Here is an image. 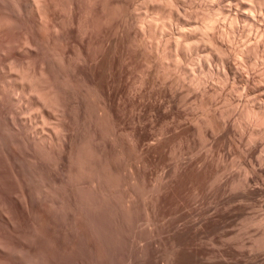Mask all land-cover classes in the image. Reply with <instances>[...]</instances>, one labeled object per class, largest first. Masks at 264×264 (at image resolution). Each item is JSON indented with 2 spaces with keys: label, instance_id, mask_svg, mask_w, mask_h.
<instances>
[{
  "label": "bare ground",
  "instance_id": "bare-ground-1",
  "mask_svg": "<svg viewBox=\"0 0 264 264\" xmlns=\"http://www.w3.org/2000/svg\"><path fill=\"white\" fill-rule=\"evenodd\" d=\"M83 68L90 72L94 81L93 87L90 85L91 88L83 80ZM124 70H126V87L117 102L120 116H113L105 101L96 93L95 85L103 79L113 77L116 71L120 75ZM69 94L72 95H70L71 99ZM72 98L75 103L71 102ZM72 103L76 106L82 105L95 128L105 131V134L108 133L107 135L110 136H108L110 151L103 173L100 172L99 165L97 168L95 163L94 166L90 164V154L91 157L95 158V156L90 150V142L87 143L84 139L88 136L84 135V132L82 133L84 138H81L82 136L79 137L80 139L77 138L79 132L78 136L75 135L78 139L77 144L69 149L70 161H68L73 167L71 171L69 164L71 171L69 172L77 176L74 180L76 178L77 181L81 180L79 185L83 181L81 178L86 177V181L80 186L83 188L85 185L84 189L86 186L89 187L85 189L87 192L93 191V194L89 191L92 195L87 192L88 195H84L85 191L81 195L77 194L79 202L74 199L75 203L77 202L76 209L66 208L68 215L74 218L73 224L72 219L70 221L73 232H67L63 237L68 251L70 250L73 256L80 254L81 248L85 247L83 244L89 250L87 253L91 252L93 257L95 256L94 259L106 253H102L103 240L97 238L98 236L94 235L91 229V232L88 230L91 222L86 223L87 227L85 226V220L82 219L85 213L98 212L102 209L100 208L102 204L105 206L102 205L105 211L107 207L109 212L115 213V209L121 204L122 208L119 209L123 211L117 210L122 212L118 214L121 221L131 214L130 206L136 199H134L135 194L130 181L122 178L119 170L120 163L123 164L124 157L130 153L128 132L132 127L140 125L144 116L150 121L158 118L162 124L151 141H146L144 145L136 143V149L140 154L152 149L159 150L167 141L180 138L187 131L196 134L201 145L206 143L205 154L199 152L197 156L193 154V157L192 153L191 157L179 156L167 168V173L157 178L162 182V186L166 185L163 186L165 189L175 177L190 175L192 179L194 177L197 180L196 193L201 191L202 194L206 188L205 194L212 197L213 203H208L201 207L199 212L197 211L198 217L196 216L195 222L203 229L211 228L215 219H225L230 215L227 207L233 206L234 204L231 203L234 200L248 202L253 201L255 196L264 195V0H0V107L6 106V116H2L7 118L6 122L9 125V129L5 127V132L0 130V216L10 223H15L11 221L21 211L44 216L48 211L45 205L49 204L44 202L45 208L40 202V205L28 206L24 188L21 190L23 193L16 192V195L7 192L8 188H12L13 179L6 172L9 173V169L13 170L15 166L10 168L9 165V169L6 170L2 158L22 156L20 145L24 141H27V145L28 142L32 143L34 149L42 147L43 151L44 148L53 149L52 145L58 138L61 142L67 141V134L69 133V137L72 135L69 126L75 124V121H72L71 125L68 123V111L71 112L69 109ZM76 110L73 111V116L74 112L78 114L79 109ZM130 115L134 117L131 121H129ZM75 119L80 123L77 117ZM105 119L110 123L107 124ZM105 127L108 132L104 130ZM73 133L77 132L73 131ZM58 143V147L61 144L64 148V144L60 141ZM26 144L25 148H27ZM188 146L190 147L189 143ZM55 147L57 148L56 144ZM39 148L37 150H40L39 155L46 157L47 153L51 152L46 150L43 154L42 149ZM222 148H228L229 151L224 149L221 151ZM219 150L221 152H218ZM231 152L242 156L240 158H243L242 162H244L243 173L246 171L250 175L247 173L242 178L230 174L229 168L232 165L227 157ZM24 156L27 158L25 154ZM34 157H32L34 162L32 166H35V171L37 172L38 169V172L42 170L47 172L43 167L45 162L37 160V157L34 161ZM29 158L24 159L25 162H20H24L23 165L28 169L31 168V172L33 168L30 165L33 163ZM139 160L142 161L141 158ZM10 173L14 176L16 174L13 171ZM41 173L46 174L43 171ZM42 174L39 175L40 179ZM132 174L134 175L127 178L137 184L136 181L140 178L135 176V173ZM6 176L10 179L5 178ZM77 181L75 184L78 183ZM159 186V189L163 190L161 184ZM159 186L154 187L156 189ZM237 186L239 188L235 189ZM168 190L170 192V189ZM153 193L147 194L146 199L149 198L148 196L152 198ZM79 196H82L83 201H80ZM120 198L123 203H118L119 206L114 207L117 205L114 204L115 199L120 200ZM151 198H149L151 206L146 207V220L150 226H147L149 236H153L157 228V226L155 228L154 210L156 207L152 204L158 198V194H154L153 201ZM211 200L208 198V201ZM51 205L50 208L55 206V204L52 207ZM59 205L65 207L67 204ZM84 207H87V210ZM64 209L61 207V210ZM237 209V214L241 218L244 217L242 219L245 221H241L245 226L254 225L252 228L255 229L257 226L259 230H256L258 234L254 231L256 235L251 237L247 246L250 247L249 249L252 248L251 250L261 246L263 248L264 213L253 215L243 212L240 206ZM49 210L51 213V209ZM50 213L48 211L47 215ZM187 222L184 221L180 226L178 224V227L172 228V233L169 234L171 245L187 244L195 235L197 231ZM199 226L198 229L201 228ZM247 230L249 229L246 228ZM136 232L135 230L133 233L135 235L131 242V258L127 264H133L132 258H135L133 262L136 260L137 264H156L157 256L153 258V245L151 246L147 241L146 244L141 245L138 240L140 243L138 246ZM229 238H226V241ZM245 243L239 242L238 245L243 246L246 245ZM175 245L171 247L174 248ZM180 246L179 250H176L177 248L176 251L172 250L173 259L170 260L173 264L181 263V257L192 256L196 252L195 249L191 250L188 247L189 250H185ZM85 253L84 251L83 254ZM83 254L75 260L76 264H83L82 261H85L82 260ZM103 257V260H100L102 262ZM97 259L95 264H98L96 261L100 258Z\"/></svg>",
  "mask_w": 264,
  "mask_h": 264
},
{
  "label": "rangeland",
  "instance_id": "rangeland-1",
  "mask_svg": "<svg viewBox=\"0 0 264 264\" xmlns=\"http://www.w3.org/2000/svg\"><path fill=\"white\" fill-rule=\"evenodd\" d=\"M83 69H82V74L84 77L83 80L85 81V83L87 85H89V87H90V85H91V87H93L92 85H94V81L92 80L90 72L86 68H83ZM118 75L119 74L116 71L113 77L103 79L102 81L97 82V85H95V88L98 91V92L96 91V93L98 94V96L102 100L105 101V104L107 105V107H109L110 112H112L111 114H113V116H115V115L120 116V109L117 106V102H118L119 98L123 95L125 87H126V70L122 71V73L119 76ZM84 81H83V83H84ZM120 81H121V84H120ZM85 83H84V85H85ZM99 83H100V85H99ZM123 83H124V85H123ZM84 85H83V87H84ZM114 86H115V88H114ZM239 86H240V88H239V90H240L241 85L239 84ZM99 88H100V90H99ZM70 92H71V90H70ZM70 95L71 94H69V96ZM71 96H70V99H71ZM69 101H71V100H69ZM71 102H74L73 98H72ZM4 104H5V102H4ZM71 106L70 107L72 108V110H71V108L69 109L71 112L68 111V113H69L68 114L69 115L68 120L70 121V122L68 121V123H70L69 125H71V124H73L72 121H75L74 122L75 124L72 126H69L70 130L72 131V135L69 137L68 136L69 133L67 134V138H68V139L66 138L67 141L63 140L65 143L63 141H62L63 142L62 143L61 139L58 138V140L55 143L57 148L55 147V144L52 145V146H54V148L51 146L53 148L51 150L49 148L48 149L44 148L45 151L46 150L51 151L48 153L46 152L47 153L46 157L42 154H40L41 155V157H40V155L38 154L40 152V150L37 151L39 147L37 148V146H36L37 149H34L35 146L30 142H28V143L31 146L27 145L26 144L27 141H24V140H23L24 143L20 145V148H21L20 150L23 152L22 154L23 155L25 154L27 158L30 157L31 162H32V157H34V155L36 154V156L33 158L34 161H35V158L37 157L36 158L37 160L41 161L42 163L43 162L46 163V164L43 163V167L47 170V172L42 170L46 174H42L41 173L42 171H39L40 172L39 173L38 169H37V172L39 173L38 174L34 169L35 166L34 167L32 166V165H34V162H32L33 164L30 165V167L32 166V168H33V171L30 172L31 168L28 166L30 168V169H28L27 166L23 165L27 158H25V156L23 157L22 154H21L22 156L18 155L19 157L15 156V158H8L9 160L2 158V161H4L3 163L6 164L5 165L6 170L9 169L8 168L9 165H10V168L12 166H15V167H13V170H12V168H11V170L9 169V173H8V171L6 172V174H9L10 177L12 176L11 179H13L12 180L13 181L12 182V184H13L12 188L13 189L8 188V190H6V191L11 193V194L16 195L17 193H23L21 190L24 188L23 191H24V194L27 195V197L26 196L25 197L28 201L27 202L28 206L40 205V203H41V206L43 205L44 208H45V206H47V208H45V209L48 210L49 213H50L49 209H51V213L47 215V213H48V211H47L46 215H44V216H42V215L36 216L35 214L33 215V214L28 213V212L21 211L16 216V218H14V219L12 218L13 221H11V222H15V223H10V221H7L6 219H3L0 216V264H51V263L52 264H57V263H59V264H76L77 262H75V260H77L79 258L78 256H81L80 254H83L84 251L86 253L89 251L87 249L86 245L83 244V246H85V247H82L81 250L82 251H83V249H85V250L83 252L81 251L82 253L80 252V254H78V256H77V254L75 255V252H74L75 256H73L72 252L70 253L69 252L70 250L68 251L67 246L65 244L66 241H64L65 240L64 237L67 235V232L68 233L73 232L72 231L73 228L71 229L70 226L72 227L71 222L73 224V219H74L70 215H68V211L66 208H68V210H69V207H71L70 208L71 210L74 208L76 209L77 208V205H76L77 202L75 203V201L77 200L79 202L78 195L79 194L81 195V193L83 191H85V189H89V187H87V186L84 189L85 185L83 188L81 187L83 185L82 182L86 181V179H85L86 177L81 178L83 181L80 182L81 183L80 184L81 186H80L79 181H81V180L77 181L76 180L77 178L74 180V178L77 176H73L74 174L70 173L72 171L71 169L73 167L69 162L70 161L69 160V149L71 146H74V144H77L76 141H78V139H80L79 137L82 136L81 138H84L83 136L85 134L88 135L87 138L88 139L91 138V139L90 140H88L87 138H84V139L87 143L90 142V144H89L90 146L87 143L86 144H87V146H89L91 148L90 150H92V152H94V154H95V155L93 154V156H95V158L91 157V154H90V158H91V162H92V163L90 162V164H92L94 166L93 163H95V165H97V168L99 166L101 167V168H99L100 172H102V170L104 172V170L106 169V167H104V166H106L105 161L107 160V157L109 154L108 151H110L108 148L110 136L107 135L108 129H106V127L104 130H107V132H106L107 134H105V131L104 132L102 130L99 131V129L97 127L95 128L94 124L92 123V119H90L91 117L86 113V111L84 112L85 109L82 107V105L76 106L75 104L72 103ZM73 106H76V108L79 109L78 114L75 113L77 110ZM80 106H81V108H79ZM1 108H2V106L0 107V112L2 111L1 112L2 114L0 115V126H1L0 130L5 132L6 131L5 127L7 126V129H9V125L7 124L8 122H6L7 118L2 116V115L6 116L5 113H7V110H6L7 108H6V106L5 107L3 106L2 109ZM73 111H75L74 116L76 114V117H77V119L80 120L79 121L80 123H78V121H76V119H75L76 117L73 116V114H72ZM3 112H4V114H3ZM83 113H85L87 115H84ZM85 116H86V118H85ZM70 118H72V120ZM73 118H74V120H73ZM82 118H83V120H82ZM133 118H134L133 115L132 116L130 115L129 121H131ZM4 119H6V120H4ZM107 120H108V118H107ZM83 121H85V122H83ZM105 121H106V119H105ZM76 122H77V124H76ZM86 123H87V125H86ZM106 123L108 124L110 122L106 121ZM78 124H80L81 126H79ZM141 124H142V126H141ZM161 124L162 123H161L160 119H158V118H157V120L155 119L153 121H150L148 118H146L144 116V118L141 119L140 125H137L138 127L137 126L136 127L134 126V128L132 127V129H134V130H132L130 128L131 130L128 132V135H129V137H128V142H129L128 152L130 151V153L126 154V156L124 157L125 158L124 162L122 160L123 164L120 163L121 169L119 170V175L122 174V176H121L122 178H124V179L126 178L127 180L130 181V186H131V188L135 194L134 199L135 198L136 199H135V201H133L132 205L130 206V208H131L130 210L132 211V212L130 211L131 214L127 215V217L125 219L123 218L124 222L121 221L122 219L119 217L118 214H122V212H120V211H123V210L119 209V207H121V204L119 206L118 203H123V202H121L122 199L120 198V200L115 199L117 201V203H116V201H114V204L115 205L117 204L114 207L119 206V207H117L118 209H115L117 213L116 212L115 213L109 212L110 210H108L107 207H106L107 211H105V208L103 209V207H105V206L102 204L103 207H102V205L100 206V208H102L101 210H99L96 213H94V212L88 213L87 212L88 214L85 213V215L83 216L85 219L82 218L83 221L85 220L84 224L86 227H87V224H89L91 222L89 224L90 228H88V230L90 231V229H91L92 233L94 235L98 236L97 238H100L101 240H103L101 242V240L99 239L101 244H102V247H104L103 248L104 251L102 253H104V252H106V253H104L103 255L102 254L99 255V256H101V257H99L100 259L98 258L99 260L96 257V259L98 260V261H96V263H98V264L100 262H101L100 264H102V263L104 264L105 262L107 264H122L123 262H124L123 264L129 263L127 261H129L131 258V251H130L131 242H132L133 236L135 235L133 233H135V230H136L137 231L136 234L138 235L136 243L138 244V246L140 243H141V245L146 244L145 241L149 242L150 245L151 244L153 245V248H154L153 258H156V256H157V259H156L157 261L155 260L157 262L156 264H171L172 263L171 260L173 259L172 253H174V251H172V250H175L176 248H177L176 250H179L178 247L181 244L175 245L173 243V245H175V246H174V248H172L173 247V245H171L172 240L169 241L171 239V238L169 239V234H170V232L172 233V228L180 226L184 221L185 222L188 221L187 223H189V224L191 223L190 225H191L192 229L196 230L197 232L195 233V235L192 237V239L187 244H182L181 245L182 247L181 246L180 247H181V249L184 248L185 250L188 249V247H189V249H191V250L195 249L196 252L192 256L181 257V259L183 261L180 259L181 263H177V264H222L223 261H224L223 264H225V263L226 264H228V263L229 264H235L236 262H238L236 264H259V262H260V264H264V253H263L264 252V246H263V248L261 246V247H258L256 249L254 248L253 250H251L252 248L249 249L250 247L247 246V245H249L248 244L250 242L249 240H251V237H253L255 234L254 231L258 230V227L255 225L256 227L254 229V228H252V227H254V225L253 226L252 225H246L245 226L244 225L245 223L243 224V222L245 221V220L243 221L244 217L242 216V218H243L242 219L241 216H239L237 214V211H238L237 207L240 206L242 211L245 213L253 214V215L254 214L255 215L256 214L262 215L264 213V205H263L264 204V195H262V196L259 195V197L255 196L253 201H248V202L247 201H244V202L241 201L240 202V200H234L231 203V205L232 204H234V205L228 206L230 208L227 207V209H229L228 213H230V215H228V217L225 218L226 220L225 219H218L219 220L218 221L217 219H215L214 220V226H211V228H208V229L207 228L203 229V227L199 226L198 223H196L195 221L198 217V212H199L200 208L205 206V205H208V203L209 204L213 203L212 197H209L207 193L205 194L207 189L205 188L203 190L204 193L202 192V194H201V191H199V193L198 192L196 193L195 187L197 184V180H195L194 177L192 179V176L190 177V175H187V176L183 175L179 178L175 177L174 180H172L169 183V186L167 185V187L164 189L163 188L164 185L162 186V182H159L160 180L158 179L159 178L158 176L162 175L164 173H167V171H168L167 168L169 166H171V164H173V162H174L173 160H176V158L177 157L179 158V156H180V158L188 157V156L191 157V153H192V157H193V154H196V156H197V154L199 152H201V154L202 153L205 154L206 148H207L206 143H202V145H201L196 134H194L192 131H187L185 135L181 136L182 139H180L181 137L175 138V139L173 138L174 140L171 139V140L167 141L166 144L159 150L152 149L151 151L148 150V151L140 154L138 149H136V147H137L136 143L137 144H143V143L146 144L148 142V140L151 141L152 138L159 132L158 129H160ZM90 125H91V127H90ZM73 126H76V127H73ZM82 126H83V128H82ZM77 127H78V129H77ZM95 129H97V131ZM73 131H75L77 133H73ZM78 132H79V136H78ZM83 132H84V135H82ZM80 133H81V135H80ZM75 135L78 136L77 137L78 139L76 138ZM93 138H94V140H93ZM137 140H138V142H137ZM59 141H60V143L64 144V148L61 144L59 146L61 149L58 147L57 143ZM71 142H73V143H71ZM194 142H196V143H194ZM131 143H133V144H131ZM188 143H189L190 147L188 146ZM25 144L27 145V148H25L26 147ZM30 147H32V148L30 149ZM89 147H88V149H89ZM24 149L25 150L28 149L30 152H33V154L30 153L28 150H27L28 152L27 151L25 152ZM33 149L36 151H34ZM39 149H42L43 154L45 153V151H43L42 147H40ZM183 149L185 150V152H183L184 151ZM191 149H192V151H191ZM223 149L225 151H229V150H227L228 148H222L221 151H224ZM195 151H197V152H195ZM221 151L219 150L218 152H221ZM34 152H36V153H34ZM92 152H90V153H92ZM30 154H32V155H30ZM214 155H216V154H214ZM214 155H213V157H214ZM42 156H44L43 160H42ZM240 156L238 154L232 153V152H231V154H228L227 160L230 161L231 165H232L229 168L230 170L229 169L228 170L230 171V174L232 173L231 175H233L235 177H242L243 178L246 176L247 173H248L247 175H250V173L246 172V171H245V173H243L244 169L242 168V166L244 167V165H242V164L244 162H242L243 158L241 159ZM140 158L142 161L139 160ZM20 159H23V160H20ZM214 159H215V157H214ZM20 161H24V162L22 163ZM29 162H27V163H29ZM27 163H26V165H27ZM118 163L119 162L117 161V164ZM69 164L71 165V168H70L71 171L69 170V167H70ZM44 168H42V169H44ZM12 171L14 173H16L15 176L13 173H12L13 175L10 173ZM122 171H124L126 175L124 174V172L122 173ZM130 172L135 173L136 174L135 176L140 178V179L137 178L139 180V181H136L137 184H135L130 178H127L130 175H134L132 173L130 174ZM34 173H36V174H34ZM106 173H107V171H106ZM106 173L104 175H106ZM40 174L43 175V176H41V179L39 176ZM71 174H72V176H71ZM34 175H36L35 178H34ZM10 177L6 176L5 178L10 179ZM16 177H18L19 179ZM119 178H120V176H119ZM76 181L78 182L77 184H75ZM131 181H132V183H131ZM42 182H43V184H42ZM134 184H135V186H134ZM158 184L159 185L161 184V188L163 190L159 189L160 186ZM156 185L159 187L155 189V187H157ZM79 187H81V188H79ZM238 188H239V186L235 187V189H238ZM157 189H158L159 193L158 192L156 193ZM168 189H170V192H168L169 191ZM89 191L91 193L93 192L91 190H89ZM89 191L88 192L85 191L84 195L85 194L88 195L87 193H90ZM160 192H162V193H160ZM91 193H90V195L93 194V193L92 194ZM150 193H151V195L153 193L152 198H154V194H158V198L155 200L156 203L154 202L152 204V206L154 205L156 207V208H154L155 214H156V216H155V228L157 226V228L153 232L154 233L153 236L152 235L149 236L148 230H149L150 226L148 225L147 220H146V207L151 206V201L149 200V198H151V197L148 196L149 198H147V199H146V197H147V194L149 195ZM76 195H77V198H76ZM84 195H82V196L84 197ZM205 195H206V197L204 198ZM69 198L71 201L69 200ZM152 198H151V200L153 201L154 199H152ZM208 198H209V200L212 199L211 202L208 201ZM258 198H261V199H258ZM74 199H76V200H74ZM82 199L83 198H81L80 201ZM62 200L63 201L65 200V202H63ZM68 200H69V202H68ZM157 200H159V201H157ZM59 201L60 202L62 201L61 203H63V204L66 203L67 205L65 207L63 205H59V204H61ZM147 201H148V203H147ZM44 202L49 204V205H45ZM253 202L255 203V205ZM262 202H263V204H262ZM50 203H52V205ZM53 203L55 204V206H53L54 205ZM74 203H75V206L73 205ZM144 203H146V204H144ZM50 205H51V207L52 206L53 207L50 208ZM61 207H62V209L65 208L64 211L67 212V214L63 210H61ZM58 208H59V210H58ZM52 209H54L53 212H52ZM85 209L87 210V207ZM159 209H160V211H159ZM117 210H120V211L118 212ZM101 211H102V213H101ZM98 213H99V215H101L100 217H99ZM64 214H66L68 216H66ZM116 214L118 215V218L120 219L121 222L117 218ZM193 218H194V220H193ZM71 219H72V221H71ZM190 219H191V221H190ZM127 220H128V222H127ZM223 220H225V221H223ZM216 221H218L219 224H217ZM101 223H102V225H101ZM168 223H171V224H168ZM96 225L98 226V228ZM197 225L201 228L198 229ZM242 225H244L245 227ZM147 226H149V227H147ZM194 226L196 227V229ZM246 228L249 230L246 231ZM220 230L224 231V232H221ZM258 231H256L257 234L259 233ZM37 232H39V233H37ZM55 234L59 235V236H56ZM213 235H215V236H213ZM140 238H141V240H140ZM154 238H156V239H154ZM221 238H222V240H221ZM226 238H229V239H227V241H226ZM233 238H235L236 240ZM232 239L234 240V242ZM56 240L57 241L59 240V241L57 242ZM138 240L140 243L138 242ZM239 242H242V243L246 242L245 243L246 245L239 246L238 245ZM63 244L65 245V247ZM214 245H215V248H214ZM155 246H156V248H155ZM60 248H61V252L59 250ZM243 248L245 249V251ZM242 249H243V251H241ZM62 251L64 253H62ZM215 253H216V255H215ZM85 254H83V258H82V260H85V261H82V263L87 264V262H88L90 264H93V263L95 264V260H96V259H94L95 256L93 257L91 252H90L91 255L89 253H87L86 254L87 256H86ZM88 254L91 258L90 257L88 258ZM170 254L172 257L170 256ZM69 255H70V257H69ZM102 256H104L103 262L100 261V260H103ZM92 257H93V259H92ZM71 258H74V259L70 260ZM90 259H92V261H93V262L91 261L92 263L90 262ZM132 259L134 260L135 258H132ZM133 260L131 262L133 264H137V262H135L136 260L134 262H133ZM228 261H230V262H228ZM233 261H235V262H233Z\"/></svg>",
  "mask_w": 264,
  "mask_h": 264
}]
</instances>
